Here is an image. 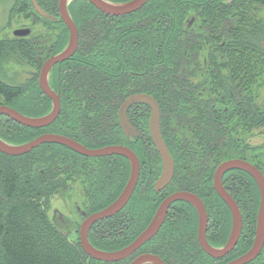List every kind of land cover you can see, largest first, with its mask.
<instances>
[{
  "label": "trees",
  "instance_id": "obj_1",
  "mask_svg": "<svg viewBox=\"0 0 264 264\" xmlns=\"http://www.w3.org/2000/svg\"><path fill=\"white\" fill-rule=\"evenodd\" d=\"M25 1L29 2L31 10L46 24L61 23L59 43L47 46L46 57L41 58V63L67 46L70 33L60 18L44 19L35 12L30 0ZM37 1L44 10L58 16V0ZM75 2L77 4L72 5V9L85 4L87 12L91 14L87 21L93 27L88 22L83 25L82 17L73 13L72 17L79 31L77 51L69 60L57 64L49 76L50 85L61 97L59 117L46 127L32 128L1 115V126L10 134L18 135L19 139L29 137L32 140L42 133H59L76 139L87 147L98 148L125 140L118 122V109L127 94L148 92L156 97L162 112L163 136L176 161L175 175L165 191L155 193L152 187L153 176L145 171L125 209L93 226L92 233L89 234L92 244L99 249L113 251L128 244L139 233L150 220L155 204L164 195L174 190H190L200 195L213 194L216 197L211 181L214 166L228 158L248 157L251 147L246 145L240 129L253 121L256 125H264V100L257 102L252 88L253 82L258 86L264 82V50L261 37L258 38L259 34L263 35L260 29L264 30V24L257 20L258 6L264 7V0H150L137 12L126 16L108 15L87 0H74L72 4ZM189 14H193L196 21L187 30L185 20ZM214 17H217L215 26L208 20H213ZM198 21H201V25L196 27ZM259 24L262 26L260 29ZM33 39H37V36L0 39V56L6 49L5 41L11 40L10 43L28 46ZM214 41H217V45L212 43ZM206 44L211 47L212 53L209 56L201 54L208 50ZM205 67L208 68L205 70ZM195 73L204 76V80L199 83L207 84L201 94L200 88L193 87L195 79L190 77ZM217 76L220 80H217ZM35 79L36 81H32L31 94L29 90L25 92L22 86L0 78V106L9 105L34 117L47 114L52 109L51 99L38 87L37 77ZM222 96L228 99V104L223 103L225 99ZM73 98L80 102L75 103ZM248 101L252 103V112L249 113L245 107L243 117L237 116ZM48 104L46 112L33 114V108L38 111L36 107L44 108ZM71 115L75 117L74 120H81L79 128ZM147 124L145 114V131L142 137L131 141L141 160L149 158L147 155L153 158L157 156L154 143L147 132ZM188 130L192 133L194 130L195 134L187 138ZM215 140L217 143H213ZM138 142L144 152L136 146ZM59 147L72 154L69 178H74L75 181L85 180L87 184L93 177L97 183L94 190L88 191L94 212L112 203L129 179L130 163L121 155L88 157L56 143L42 144L18 156L0 152V264H87V261L93 264H124V261L106 262L90 257L79 241L70 240L69 235L54 224L43 207L44 197L49 190H56L64 184L65 173L58 171L60 167H57L60 158L54 155L48 159V154L57 151L55 149ZM52 148L54 149L51 151ZM38 156L43 158L42 161L33 164ZM81 158L98 159L103 163L110 161L121 167V178L109 190L108 197H100L102 194L97 191L103 181L101 171L92 175L85 170L78 172ZM157 175L158 171L155 176ZM250 191L252 198L245 203L248 205L249 218L246 215L244 232L236 249L238 254L250 246L255 234L258 193L253 187H250ZM215 200L211 199L213 204H216ZM242 205L244 207V202ZM135 210L138 218L131 219ZM180 211L190 219L189 233L180 229L184 218L182 220L176 214L170 219L169 215L167 224L170 229H167V225L163 227L157 236L160 239L146 247L156 249L161 241L168 244L165 249L171 248L172 251H168V254L173 264H184L190 258L203 257L196 239L194 211L187 207ZM126 218L123 232L126 236L121 247H109L119 240L116 236L113 241L108 240L107 235L95 240L93 229L98 224L105 222L106 226L110 220L113 221L112 225L125 223ZM182 233L186 235L184 241H181L182 247L179 253L174 252L177 246L172 245L173 238L183 235ZM176 241L178 242V238ZM160 255L167 259L162 253ZM254 264L264 262L258 260Z\"/></svg>",
  "mask_w": 264,
  "mask_h": 264
},
{
  "label": "water",
  "instance_id": "obj_2",
  "mask_svg": "<svg viewBox=\"0 0 264 264\" xmlns=\"http://www.w3.org/2000/svg\"><path fill=\"white\" fill-rule=\"evenodd\" d=\"M72 0H59L58 10L59 18L63 20L67 26L70 37L67 46L58 53H54L48 57L40 70L39 74V85L42 91L52 100V109L49 113L42 116H29L19 112L17 109L9 105L0 106V116L6 115L13 119L15 122L33 127L41 128L52 124L58 118L61 110V98L59 93L49 83V75L55 65L62 63L70 59L76 52L79 44V31L76 22L72 18L68 5ZM95 7L100 9L106 14L120 16L134 12L142 8L150 0H130L127 2H114L110 0H88ZM31 4L36 13L47 20H55L58 17L44 10L38 3L37 0H31ZM30 34V29H17L14 31V35L27 36ZM134 103H144L151 107L152 113L150 117V133L151 137L156 145V148L162 159V172L155 183V190L160 191L167 186L175 173V161L174 158L164 140L161 129V108L158 101L149 94L139 93L129 96L120 106L119 109V123L126 135L136 134L134 127L132 126L129 117L128 109ZM45 143H57L69 147L73 151L88 157H102L109 155H123L129 159L131 165V173L129 179L119 194V196L105 208L98 210L88 215L81 223L79 236L80 244L86 254L93 259L99 261H118L127 258L131 254L135 253L142 245H144L149 239H151L160 229L165 217L168 213L169 207L174 201L186 200L191 202L197 209L199 214V241L203 249L213 257H221L229 253L234 246L237 244L243 225V217L238 204L235 202L233 197L227 191L223 185V175L231 169H241L250 173L256 180L260 195L261 202L257 215V226L256 234L253 245L251 248L239 256L238 258L230 261L227 264H247L255 259L258 254L262 251L264 246V174L262 171L252 164L251 162L241 159L234 158L222 162L216 169L214 176L215 188L219 195L223 197L225 202L231 207L233 213V228L231 235L226 245L222 248L213 247L210 245L206 238V230L208 223V215L206 206L201 198L188 191H178L169 195L159 206L155 216L148 224V226L127 246L113 251H107L97 248L92 244L89 238V232L91 227L100 220L109 218L119 213L130 201L139 181L140 177V160L137 154L128 146L122 144L106 145L98 148H90L82 144L76 139L59 134V133H42L36 136L34 139L27 141L22 144H11L4 141L0 137V152L18 156L26 154L33 149L39 147ZM58 216L59 223L55 224L58 228L66 233L71 232L68 229L63 228L64 224H69L66 215L59 209H54V218ZM65 227V226H64ZM67 227V226H66ZM73 228V226H70ZM72 230V229H71ZM166 264L159 256L145 253L139 255L131 261L130 264Z\"/></svg>",
  "mask_w": 264,
  "mask_h": 264
},
{
  "label": "rangeland",
  "instance_id": "obj_3",
  "mask_svg": "<svg viewBox=\"0 0 264 264\" xmlns=\"http://www.w3.org/2000/svg\"><path fill=\"white\" fill-rule=\"evenodd\" d=\"M73 2L74 0H72L69 4V8H70L69 11H70L71 16L73 15V13L75 14L78 13L79 16H81L83 19L82 21L83 25L87 24L88 22L89 26L92 28L93 26L91 25V22L87 21L89 16H91V14L87 12L85 4H79L75 6V9H72V5L77 4V2L72 4ZM30 4H31V0H30ZM47 4L50 5L49 3ZM214 4H215L214 1H212V5ZM24 5H25L26 10H24L25 8L23 9ZM21 10H24V11H21ZM189 15L191 17V14ZM257 18H258L257 19L258 23L260 22L261 24H264V7L258 6ZM216 19L217 17H214L213 20L212 19L211 20L208 19V20L210 21V24L215 26L216 21H217ZM200 25H201V21H198V23L196 24V27ZM261 27L262 26L260 25L258 29H260ZM21 28L30 29V34L27 36L34 35V36H37V39L35 40L33 39L32 42L28 46H23V45H20L19 43L17 45V43H14V42L10 43L12 39L5 41L7 44L6 49L3 51L2 55L0 56V78L4 80L5 82H9L15 85H20L22 86L23 90H25V92L29 90L32 94L33 92L32 91L33 90L32 81H36L35 79L36 77H37L38 87L41 89L39 82H38L39 74H40L39 72L41 70L40 65L41 63H44L42 62L43 60L41 58L45 56V52L47 51L46 50L47 46L53 45L54 43H59L61 33H62L61 23L55 24V25L46 24L41 18L37 17V15L29 7V2H26L25 0H23L22 2L20 0H0V39L10 38V37H15V38L20 37V36L14 35V31L17 29H21ZM218 30L219 29H217V31ZM260 31L263 35L260 36L259 34L258 38L261 37V41H262L261 45L264 50V30L261 28ZM27 36H22V37H27ZM47 41L49 44L46 43ZM215 42L216 41L212 43L214 44ZM218 55H220L219 52H218ZM208 56H209V53H208ZM40 60H42L41 63H39ZM223 70L225 71V68H223ZM251 76L253 77L252 72H251ZM217 80H220V77L217 76ZM252 88L255 91L254 95L252 93V95L254 96V99L257 102H262L264 100V82L260 86H258L257 84H255V82H253ZM222 98L225 99L223 103L228 104V101H226L228 99H226V97L224 96H222ZM73 100L75 103L80 102L78 99L76 100V98H73L72 101ZM251 104L252 103L248 101V103H246L244 107L240 110L239 112L240 115H237V116L243 117L242 113H243V110H246V108L249 110V113L252 112ZM36 108L38 109V111H36L35 108H33L32 109L33 114L40 115L48 110L49 104H48V107H44V108L36 107ZM74 118L75 117L71 115V119L74 121L75 125H77V127L78 126L80 127L81 120L77 121V120H74ZM2 119L3 118H0V132H1L0 137L4 141L11 143V144H22V142L25 143L27 140H29V137L26 139L24 138L19 139L17 138L18 135L10 134L9 131L5 130V128L1 126ZM240 132H243L241 136L242 138L246 140V145L251 147V150L248 152L249 160L256 163L264 171V125H256L255 121H253L252 123H247L244 127H242L240 129ZM252 132L254 134L250 137V134ZM191 134H195L194 130H193V133L191 130H188L186 137L189 138ZM139 142L137 143V145L136 144L135 145L141 149V145L139 146ZM213 143H217V140L213 141ZM53 149L54 148H52L51 151ZM55 150L57 151H52L50 154H48V159L54 155L60 158L59 163H57V167H60L58 171L62 170L63 173H65L64 174L65 178L63 179L64 184L58 186L56 190H49L48 195L44 197L43 207L47 210L49 217H52L54 209L57 208L61 210L64 214L72 217L73 219H76L78 224H80L83 221V217L80 211H78V209L81 210L84 208L86 211L94 210L91 208L92 205L90 204L91 202L88 197V193H89L88 191L94 190V188L97 187L96 186L97 183H95L93 177L90 178L91 181L88 180L87 184H85L86 183L85 180L84 181H79V180L74 181L73 180L74 178L72 179L69 178L68 175L70 174V171L72 170V166L70 165L72 154H68V152L64 151L60 147L56 148ZM141 150L142 152H144L143 149ZM208 154H211V153H208ZM147 156L149 158L141 160V163H142L141 177H142V174L145 171H147L151 177L153 176V179H152V187H153L155 183L154 180L160 175V172L162 170V161L158 153L155 158L150 157L149 155ZM38 159L35 162H33V164L42 161L43 158L38 156ZM184 160L185 159H183V161ZM88 161H90L92 164L90 162L88 163ZM155 161H157V164H154ZM77 169H78V172L85 170L87 171V174H91V175L93 173H96L97 171L102 172L103 181L101 184H99V187L97 188V191H99L100 194H102V196L99 195L100 197H108L110 195L109 190H111L114 187V185L119 181V179L121 178V171H122L121 167L116 166L113 162L108 161L106 163H103V162H100L98 159H88V160L82 159ZM157 171H158V175L155 176ZM73 173H76V171ZM198 174H199V171L195 174V176L197 177ZM141 177L139 181H141ZM250 179L251 178H249L245 174L235 173V172L228 174L225 179L226 184L230 186L233 185V189L235 190L234 192L237 195H239L242 201L244 202V207L246 206L244 213L247 215V219L249 218V209H248V205L245 203L247 202V200H249L252 197V192L250 191V187H253V189L255 188L256 192L258 193L257 196H258V203H259L258 188L256 184L252 182L253 180L251 181ZM153 190L155 191V193H159L154 188ZM99 196L97 198H100ZM159 201L155 204V208L157 204L159 203ZM215 202L217 204V207L215 208V206H213L214 208H212V211H211L212 221L210 223V231H209L211 233L213 232L214 234L220 231V219L222 220V216L220 215V201L216 198ZM183 206H185L183 203H177L176 206L170 210V216H171L170 219H172V217L176 214L180 215L182 220L184 218L183 223L180 226V229L184 230L188 234L190 231L189 230L190 219H187L185 213L183 211H180L181 209H183ZM155 208L154 210L151 209V211L153 210L151 216L154 214ZM257 210H258V204H257ZM257 210H256V219H257ZM135 212L131 214L130 216L131 219L138 218V213L136 210ZM125 220H127V218L124 219L125 223L121 222L115 225H112V222H113L112 220L108 221L107 223L109 225L106 224V226L104 224L105 222L98 224L93 229V235H94L95 240L98 241L100 239L98 237L105 238V236L107 235V239L110 241H113L114 237L116 236L119 240L114 241L115 243H113L109 247L110 248L121 247L124 244L125 236H126L123 234L125 230L124 226L127 223ZM221 223L223 224V221ZM166 227L167 229H170V225L167 224ZM177 231L178 233L180 232L179 228H177ZM62 232L66 233L65 231H62ZM182 234L183 235L181 236L178 235L179 237L177 236L173 238L174 243H172V245L177 246L176 247L177 249H175L174 252L179 253L180 248L182 247L181 241H184L183 239H185L186 237L184 233ZM66 235H69L70 240L75 241V242L77 241L80 242V236L78 232L72 231V232L66 233ZM90 235H89V238H90ZM177 238H178V242L176 241ZM159 239L160 238H158L157 241ZM214 240H216V238H214ZM218 242L219 241H216L215 243H218ZM167 246L168 244L166 243L163 244V241H161V242H158L157 246L155 247L156 248L155 250L158 252L160 251V253L165 255L167 258H170L168 251H172V250L171 248L166 250L165 248ZM169 253H172V252H169ZM181 259H184V258H181ZM191 259L192 258H190V260ZM87 264H93V263L87 261ZM184 264H187V263H184ZM193 264H197V263L194 262Z\"/></svg>",
  "mask_w": 264,
  "mask_h": 264
},
{
  "label": "flooded vegetation",
  "instance_id": "obj_4",
  "mask_svg": "<svg viewBox=\"0 0 264 264\" xmlns=\"http://www.w3.org/2000/svg\"><path fill=\"white\" fill-rule=\"evenodd\" d=\"M97 8V7H96ZM141 9V8H140ZM100 10V9H99ZM139 10V9H138ZM138 10H136V11H134V12H137ZM103 12V11H102ZM134 12H131V13H134ZM131 13H128V14H124V16H126V15H129V14H131ZM109 15V14H108ZM123 16V15H122ZM58 17H60L59 16V10H58ZM61 19V18H60ZM62 20V19H61ZM63 21V20H62ZM185 21H187L186 22V29L187 30H190L189 28H191L192 26H193V23L196 21V19H195V16L193 15V14H191V17H190V15H188V17L186 18V20ZM217 38L219 39L220 38V28H219V30H218V32H217ZM215 44L217 45V41L215 42ZM206 48L208 49L207 51H203V52H201V54H203V56H208V53L210 54V53H212V51H211V47H209L208 46V44H206ZM208 67H205L204 69L206 70ZM192 69L193 70H195V68H193L192 67ZM219 70H220V68H219ZM191 77V79H195L194 80V85H193V87L194 88H200L201 89V92H200V94L202 93V91H205V88L207 87V84H201V83H199L200 81H203L204 80V76L203 75H201V74H199V73H195V75H191L190 76ZM139 93H146V94H149V95H151L152 97H154V95H152V94H150V93H148V92H131V93H129V94H127L126 96H125V98L123 99V101L121 102V104L129 97V96H131V95H134V94H139ZM61 98V97H60ZM155 99H156V97H154ZM157 100V99H156ZM218 100V99H217ZM158 101V100H157ZM159 103V102H158ZM121 104H120V106H121ZM160 105V104H159ZM120 106H119V109H120ZM161 108V107H160ZM119 109H118V122H119ZM151 113H152V110H151V107L149 106V105H147V104H144V103H134V104H132L130 107H129V109H128V117H129V120H130V122H131V124H132V126L134 127V129H135V131H136V134L134 135V134H131L130 133V135H126V133H125V131L122 129V127H121V125H120V123H119V126H120V129H121V132H122V134H123V137H124V141H122V143H118V144H122V145H125V146H128L129 148H131L136 154H137V152L133 149V147H132V145H133V142H131L132 140H136V139H139V138H141L142 137V134L144 133V131H145V114L147 115V121H148V124H147V132H148V134L150 135V137H151V133H150V124H149V122H150V117H151ZM161 117H162V112H161ZM161 129H162V125H161ZM254 133L252 132L251 134H250V137L253 135ZM162 135H163V132H162ZM164 137V136H163ZM151 139H152V137H151ZM165 140V139H164ZM152 141H153V139H152ZM166 142V141H165ZM153 143H154V141H153ZM167 144V143H166ZM112 145V144H111ZM61 146H63V147H66V148H69V147H67V146H64V145H61ZM154 146H155V149H156V152L158 153V155H159V157L161 158V156H160V154H159V152H158V150H157V148H156V145L154 144ZM168 146V145H167ZM169 148V147H168ZM70 149V148H69ZM72 150V149H71ZM169 150H170V148H169ZM73 151V150H72ZM75 152V151H74ZM170 152H171V150H170ZM77 153V152H76ZM171 154H172V152H171ZM109 156H116V155H109ZM121 156H123V155H121ZM137 156H138V154H137ZM172 156H173V154H172ZM102 157H107V156H102ZM126 157V156H125ZM127 158V157H126ZM138 158H139V160H140V177H141V168H142V163H141V159H140V157L138 156ZM173 158H174V156H173ZM234 158H241V159H245V160H247V161H249V162H251L252 164H254L255 166H257L261 171H262V173L264 174V171L261 169V167L260 166H258L256 163H254V162H252L251 160H249V158L248 157H246V156H238V157H232V158H228V159H225V160H223V161H221V162H219V163H217L215 166H214V168H213V174H212V178H211V181H212V186H213V189H214V191H215V195H216V197H214L213 196V194L211 195V194H208V195H200V194H197V193H195V192H193V191H190V190H174V191H171V192H169V193H167L166 195H164L163 196V198L159 201V203L157 204V206H156V208H155V211H154V214L151 216V218H150V220L147 222V224L145 225V226H143V228L139 231V233L128 243V244H130L147 226H148V224L151 222V220L153 219V217L155 216V214H156V212H157V210H158V208H159V206H160V204L169 196V195H171V194H173L174 192H178V191H188V192H193V193H195V194H197L200 198H201V200L204 202V204H205V206H206V211H207V215H208V223H207V230H206V238H207V240H208V242L210 243V245L211 246H213V247H217V248H222V247H224L225 245H226V243L228 242V239H229V237H230V235H231V232H232V228H233V213H232V210H231V207L225 202V200L223 199V197L221 196V195H219V193L217 192V190H216V188H215V183H214V176H215V172H216V169H217V167L222 163V162H224V161H226V160H230V159H234ZM128 159V158H127ZM128 161H129V159H128ZM161 161H162V159H161ZM174 161H175V158H174ZM162 167H163V165H162ZM175 169H176V161H175ZM161 172H162V170H161ZM161 172H160V174H161ZM233 172H235V173H242V174H245L246 176H250L251 178H252V180H253V182L256 184V186L258 187V184H257V182H256V180L253 178V176L250 174V173H248V172H246V171H244V170H241V169H231V170H228L224 175H223V185H224V187L227 189V191L230 193V195L233 197V199L235 200V202L238 204V206H239V208H240V211H241V214H242V217H243V225H242V230H241V233H240V238H239V240H238V242H237V244L234 246V248L229 252V253H227L226 255H224V256H221V257H213V256H211L210 254H208L204 249H203V247H202V245H201V243H200V241H199V236H198V234H199V214H198V211H197V209H196V207L191 203V202H189V201H186V200H178V201H174L172 204H171V206L169 207V210H168V213H167V215H166V217H165V220H164V222L162 223V225H161V227H160V229L158 230V232L151 238V239H149L144 245H142L135 253H133V254H131L130 256H128L127 258H125V259H122V260H118V261H124V264H130L131 263V261L133 260V259H135L136 257H138L139 255H142V254H145V253H150V254H154V255H157V256H159L166 264H173L172 262H173V260L170 258V259H166L165 257H161V255H160V251L158 252V251H156L155 249H146V247H147V245L148 244H154V243H152L154 240H156L157 239V236L159 235V232H160V230L163 228V227H165L166 225H167V222H168V216L170 215V210L173 208V207H175L176 206V204L177 203H183L185 206H183V207H187V208H191L193 211H194V214H195V218H194V221H195V229H196V239H197V244H198V246L201 248V250H202V252H203V254H205V255H207L209 258H206L203 254H202V256L203 257H201V259L199 258V259H197V258H193V259H191V260H187V264H193L194 262L195 263H198L199 262V264L201 263V264H227V263H229L230 261H232V260H234V259H236V258H238L239 256H241V255H243L244 253H246L250 248H251V246L253 245V242H254V239H255V235H254V237H253V239H252V243L250 244V246H248L247 248H246V250L244 251V252H241V253H237V251H236V249H237V247H238V245H239V242H240V240H241V237H242V234H243V232H244V228H245V224H246V214L244 213V209L243 208H245V207H243V205H242V199L240 198V196L239 195H237L234 191V189H233V185H227L226 184V177H227V175L228 174H230V173H233ZM174 175H175V173H174ZM160 176V175H159ZM159 176L154 180L155 181V183H156V181H157V179L159 178ZM140 177H139V179H140ZM173 178H174V176H173ZM173 178H172V180H173ZM172 180H171V182H172ZM75 181V180H74ZM170 182V183H171ZM155 183H154V185H153V188L155 189ZM170 183L167 185V186H165L163 189H161L160 191H157V192H159V193H162L163 191H165L168 187H169V185H170ZM258 190H259V187H258ZM134 194V193H133ZM119 196V195H118ZM133 196V195H132ZM132 198V197H131ZM213 198H217L218 200H220V215L222 216V220L220 219V231L218 232V233H216V234H214L213 232L211 233V232H209L210 231V223H211V221H212V208H214L213 206L214 205H216L217 206V204H213L212 203V201H211V199H213ZM252 198V197H251ZM209 199H210V201H209ZM131 200V199H130ZM130 202V201H129ZM128 202V203H129ZM260 202H261V195H260V190H259V203H258V210H257V215H258V211H259V207H260ZM111 204V203H110ZM128 205V204H127ZM126 205V206H127ZM125 206V207H126ZM125 207L121 210V211H123L124 209H125ZM219 207V206H218ZM101 210V209H100ZM78 211H80V213L82 214V217H83V221H84V219L88 216V215H90V214H92V213H94V211H86L84 208L83 209H78ZM98 211V210H97ZM120 211V212H121ZM96 212V211H95ZM119 212V213H120ZM228 213V214H227ZM118 214V213H117ZM117 214H115V215H117ZM223 214V215H222ZM66 215V214H65ZM114 215V216H115ZM111 217H113V216H111ZM111 217H109V218H111ZM66 218H67V221L69 222L70 221V225L67 223V224H64L63 225V228H65V229H68V231H76V232H78L79 233V231H80V226H81V223L80 224H78V222L76 221V219H73L72 217H70V216H68V215H66ZM171 218V217H170ZM52 219L54 220V222H55V220H56V222L57 223H59V221H58V216L57 217H55L54 218V212H53V215H52ZM106 219H108V218H106ZM170 220V219H169ZM82 221V222H83ZM223 221V224L221 223ZM99 222V221H98ZM96 224V223H95ZM94 224V225H95ZM93 225V226H94ZM65 226V227H64ZM67 226V227H66ZM70 226H73V228H70ZM93 226L91 227V229H90V232H91V230H92V228H93ZM256 226H257V219H256ZM256 226H255V234H256ZM72 229V230H71ZM214 238H216V240H214ZM216 241H219L218 243H215ZM128 244H126L125 246H127ZM196 244V245H197ZM125 246H123V247H125ZM122 247V248H123ZM121 249V248H120ZM118 250V249H117ZM263 261L264 262V246H263V249H262V251L258 254V256L255 258V259H253L251 262H249V263H247V264H254L256 261ZM118 261H112V262H118ZM192 261V262H191ZM194 261V262H193ZM185 263V262H184ZM146 264H152V263H146Z\"/></svg>",
  "mask_w": 264,
  "mask_h": 264
}]
</instances>
